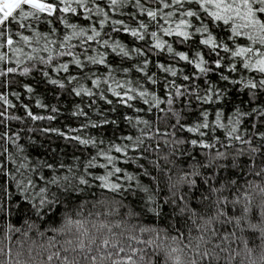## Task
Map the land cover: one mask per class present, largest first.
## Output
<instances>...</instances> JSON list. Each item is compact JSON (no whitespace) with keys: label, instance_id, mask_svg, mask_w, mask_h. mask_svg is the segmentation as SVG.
Instances as JSON below:
<instances>
[{"label":"snow or ice","instance_id":"obj_1","mask_svg":"<svg viewBox=\"0 0 264 264\" xmlns=\"http://www.w3.org/2000/svg\"><path fill=\"white\" fill-rule=\"evenodd\" d=\"M0 89V215L30 217L7 223L30 243L0 264H234L252 252L246 228L264 239L249 221L264 197V0H0ZM61 115L78 126H10ZM121 123L107 142L86 131ZM25 131L81 155L33 158Z\"/></svg>","mask_w":264,"mask_h":264},{"label":"trees","instance_id":"obj_2","mask_svg":"<svg viewBox=\"0 0 264 264\" xmlns=\"http://www.w3.org/2000/svg\"><path fill=\"white\" fill-rule=\"evenodd\" d=\"M116 18H119L118 16ZM121 39L125 41V43H128V39L126 36H121ZM2 90V89H0ZM8 92H19L20 88L13 84L11 88L7 89ZM21 98L23 99L24 103H29V98L26 94L21 95ZM15 103V101H13ZM54 103V101H53ZM32 111L34 113H39L42 115H46L47 113L43 110H40L39 108L35 107L34 103L31 105ZM141 106V105H137ZM163 107V106H162ZM0 110H3V106L0 105ZM11 111V110H9ZM63 112L64 109H61ZM15 115H23V110L20 109L19 111L13 113ZM131 114V113H129ZM195 112L188 117L189 122L191 120L195 119ZM153 114H149L148 118H152ZM96 117L93 116V119ZM79 121H77L75 118H69L66 115H61L57 118L55 121H42V122H35L32 121H26L24 124H21L18 121H12L10 122V126L13 130H19V129H27L31 127H38V128H44V127H53V128H59L61 130H65L66 125H70L71 127H77ZM3 131V128H0V132ZM89 135L92 136H102L105 139V142H107L109 139H113L114 136L118 137L120 135H127L130 132L129 126L121 123L118 128L114 126H105L104 128L100 130H86ZM132 134H135L134 130H131ZM223 130H220V132L217 133V135H220ZM28 135H32L34 140L37 142L36 144H33L31 147L29 145L32 143L27 139ZM178 135L182 136L183 138H194V134H189L187 132L184 133H178ZM117 143L120 141L117 140ZM20 143L24 144L27 152L33 157H41L43 159H48L50 157H53L57 160H64L65 162L71 163V157L73 153L75 155L79 156L81 155V150L73 148L68 142L65 140L58 138L55 133H50L49 135L45 136L42 135L39 132L36 133H26L23 132L21 136ZM0 144H3V141L0 140ZM49 146L51 147L52 151H49ZM2 150V149H0ZM11 150V148H10ZM85 154H88L91 152L94 154V150L88 149L84 150ZM131 154V153H130ZM243 159V158H242ZM141 163H145V166L148 167L147 163L143 160L140 161ZM121 167H126L128 171H136L137 165L134 163L131 164H124L123 162L120 163ZM11 167V166H10ZM245 180L248 181H257V177L253 176L251 174L245 173ZM144 182L147 183V178H144ZM243 184L244 181H241ZM118 198V197H117ZM264 200V197H261L259 195L256 196L253 203L254 212H251L249 214V221L252 224L257 225H264V216L261 215L260 212V204ZM125 204H129L130 200H125ZM59 217L60 214L57 213V216L54 217V220L57 222L56 224H51V221L48 224H42L40 226V230L44 231L46 228L51 226L55 227L59 223ZM25 220L30 221V217L28 215L23 214H13L12 217H6L0 215V248L7 249L9 244L12 247V253L13 257L15 258L16 252L19 250V244L18 241L23 240L25 249L27 248L28 244L30 243V240H25L24 237L20 233L12 232L11 233V241L6 239V236L8 235L6 230L7 223H11L15 226V228H20L21 231H27V226L25 225ZM141 224H143L146 227H153V228H159V229H165L168 227L167 223H161L158 219L152 220L148 217H144L141 221ZM247 223V222H246ZM31 240H36L37 243H43V241L39 240L37 238L35 230H33L30 234ZM52 235L51 232L47 233V237H50ZM171 235H175V232H171ZM246 238L249 240V247L252 249V252L249 254L242 253L240 256H237L234 260V264H264V239L261 238V234L258 229H247L245 232ZM147 238V237H145ZM58 239H62L61 237H58ZM233 249H236V244L232 245ZM27 255L25 251V256ZM223 255V254H222ZM7 257L0 256V260H6ZM186 262L190 260L189 256L185 257ZM41 264H46V259L41 262ZM160 264H163V259L161 258ZM218 264H225V261L223 258L218 262Z\"/></svg>","mask_w":264,"mask_h":264}]
</instances>
